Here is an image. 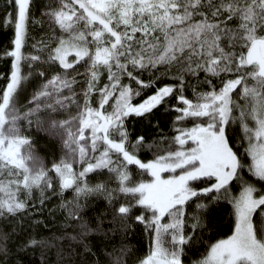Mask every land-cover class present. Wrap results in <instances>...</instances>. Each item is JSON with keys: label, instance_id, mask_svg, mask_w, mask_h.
<instances>
[{"label": "snow or ice", "instance_id": "6c2138e0", "mask_svg": "<svg viewBox=\"0 0 264 264\" xmlns=\"http://www.w3.org/2000/svg\"><path fill=\"white\" fill-rule=\"evenodd\" d=\"M0 23V264H264V0H0ZM137 230L146 255L112 245Z\"/></svg>", "mask_w": 264, "mask_h": 264}, {"label": "trees", "instance_id": "16d2710c", "mask_svg": "<svg viewBox=\"0 0 264 264\" xmlns=\"http://www.w3.org/2000/svg\"><path fill=\"white\" fill-rule=\"evenodd\" d=\"M48 0H42L43 3H46ZM48 31L47 25H40V24H32L29 23V34L27 38V42L25 45V50L30 47V45L35 43L38 40H41V33H45ZM13 36V28L9 25H5L0 23V73H5L10 69V58L4 56L3 53L7 51L11 46V39ZM5 81L2 77H0V86H3ZM33 88L32 85H27L26 88L21 92L19 97V103L24 104L25 100L28 98L29 94L32 92ZM138 102V101H137ZM157 119L161 121L162 126V133L168 136L174 135V130L172 128V124L170 118L168 116L157 114ZM192 121L189 120L187 122V126H191ZM129 127L133 131H140L143 130L146 133H149L151 138L152 135H156V131L153 128L147 126V122H137V121H129ZM33 139L37 146V150L39 153L45 158L46 165L49 166L50 163L54 159H59L60 157V149L61 144L60 141L50 138L44 135L42 132H38L36 130L32 131ZM238 138V137H237ZM142 158H151V153H148L147 156ZM234 191H239L238 188L234 189ZM230 205L225 204L224 210L221 213H218L219 220L218 222L212 226L211 231H207L204 236V245L200 246L197 249V256L200 254L205 253L206 246L210 244V242L214 241L215 239L220 238L221 236L227 235L230 232L229 228V220H228V208ZM47 215V213H45ZM43 228V225L41 226ZM54 227V226H53ZM45 232L50 231L51 229H44ZM143 239V243L141 240ZM114 247H119L121 243L131 244L135 248L138 249L136 252L137 256L142 257L143 255L147 254L148 244L146 238H141L139 230L136 233L129 237H124L121 233L117 232L115 234L114 239L111 241ZM195 258L189 253V260ZM21 259L24 261V264H37L39 260V255H33V253L29 252L27 255H22ZM131 264V262H130ZM186 264L188 262L186 261Z\"/></svg>", "mask_w": 264, "mask_h": 264}, {"label": "rangeland", "instance_id": "374dc122", "mask_svg": "<svg viewBox=\"0 0 264 264\" xmlns=\"http://www.w3.org/2000/svg\"><path fill=\"white\" fill-rule=\"evenodd\" d=\"M50 2H54V3H58L59 2V0H48L46 3H50ZM32 45H33V43L30 45V47L29 48H27L26 50L24 49V51L27 53V52H32V51H35V49H33L32 48ZM77 92H79V89H77ZM21 105H23V104H21ZM57 116H58V118H67V116L69 115V114H72V115H74L75 114V105H73L71 108H69V109H67V110H61V109H59V108H57ZM33 132H31L30 134L31 135H33L32 134ZM43 133V132H42ZM44 135H46V136H48L46 133H43ZM48 137H50V136H48ZM50 138H53V137H50ZM53 139H55V138H53ZM34 140V139H33ZM57 140V139H56ZM59 141V140H58ZM34 143H35V141H34ZM37 147V146H36ZM37 152H38V154L43 158V162H44V164H45V166H47L46 165V162H45V158L39 153V151L37 150ZM60 155H61V152H60ZM236 192H238V191H236Z\"/></svg>", "mask_w": 264, "mask_h": 264}]
</instances>
